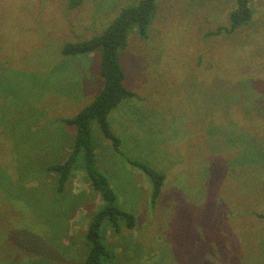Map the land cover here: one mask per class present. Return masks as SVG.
Listing matches in <instances>:
<instances>
[{
    "label": "rangeland",
    "instance_id": "rangeland-1",
    "mask_svg": "<svg viewBox=\"0 0 264 264\" xmlns=\"http://www.w3.org/2000/svg\"><path fill=\"white\" fill-rule=\"evenodd\" d=\"M140 0H0V264H82L83 235L102 204L82 167L61 193L45 170L64 158L74 127L53 122L103 86L100 52L65 43L101 34ZM231 34L235 0H155L142 39L120 50L136 96L107 115L119 150L91 123L96 167L135 218L105 224L108 264H264V0ZM161 170L152 200L149 176Z\"/></svg>",
    "mask_w": 264,
    "mask_h": 264
},
{
    "label": "trees",
    "instance_id": "trees-1",
    "mask_svg": "<svg viewBox=\"0 0 264 264\" xmlns=\"http://www.w3.org/2000/svg\"><path fill=\"white\" fill-rule=\"evenodd\" d=\"M250 1L235 0L236 7L228 15V24L217 27L212 33L225 32L231 34L241 25L247 24L251 18ZM80 3L81 0H70L69 5L76 6ZM154 6L155 0H140L136 5H127L120 10L113 22L101 34L94 35L87 40L65 43L62 48V53L65 55L99 51L100 76L104 82L95 98L76 114L53 121L73 126L75 132L67 155L45 167V170L56 174L54 190L61 193L71 171L79 164L92 187L101 196L102 204L91 216L83 235L86 243V254L82 264H108L113 259L114 255L104 239L105 224L110 225L115 232L120 231V223H123L127 229L133 228L135 224L134 216L118 205L113 189L106 177L96 167L91 123L95 121L102 136L109 138L113 148L119 150L120 141L111 132L107 115L123 99L136 96L124 85L125 73L120 64L119 53L126 45L127 37L133 30L140 38L147 37ZM131 163L149 176L152 184V200H154L161 191L165 179L164 172L138 160H132ZM257 216L264 220V213H257Z\"/></svg>",
    "mask_w": 264,
    "mask_h": 264
}]
</instances>
